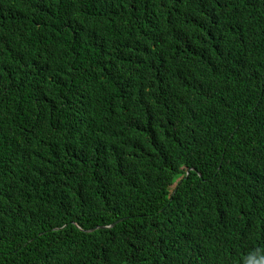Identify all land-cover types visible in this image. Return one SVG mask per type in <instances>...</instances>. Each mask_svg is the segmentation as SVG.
Returning <instances> with one entry per match:
<instances>
[{
	"label": "trees",
	"instance_id": "16d2710c",
	"mask_svg": "<svg viewBox=\"0 0 264 264\" xmlns=\"http://www.w3.org/2000/svg\"><path fill=\"white\" fill-rule=\"evenodd\" d=\"M264 0H0V264H260Z\"/></svg>",
	"mask_w": 264,
	"mask_h": 264
},
{
	"label": "clouds",
	"instance_id": "9594fccd",
	"mask_svg": "<svg viewBox=\"0 0 264 264\" xmlns=\"http://www.w3.org/2000/svg\"><path fill=\"white\" fill-rule=\"evenodd\" d=\"M260 264H264V260H261V261H260Z\"/></svg>",
	"mask_w": 264,
	"mask_h": 264
}]
</instances>
